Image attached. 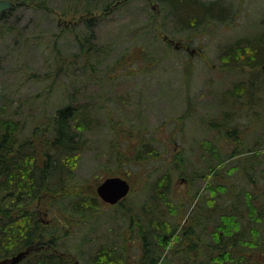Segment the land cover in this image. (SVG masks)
<instances>
[{"label": "rangeland", "instance_id": "obj_1", "mask_svg": "<svg viewBox=\"0 0 264 264\" xmlns=\"http://www.w3.org/2000/svg\"><path fill=\"white\" fill-rule=\"evenodd\" d=\"M190 1L215 4L212 14L221 20L193 30L162 0H47L45 7L18 5L1 23L0 107L31 97L35 103L23 105L26 114L48 122L72 107L74 124L82 122V130L74 127L82 151L62 167L66 188L53 196L47 191L37 208L51 234L56 220L67 224L46 247L69 264H95L98 249L124 238L128 258L138 254L127 211L153 208V190L143 184L164 175L172 178L171 192L160 210L173 229L164 260L180 263L167 250L177 246L185 226L198 244L210 243L218 211L231 205L240 219L231 230L239 228L249 243L242 254L252 263L264 260V70L243 65V57H223L230 46L248 48L264 36V0ZM234 127L239 130L226 135ZM215 166L223 168L211 178ZM113 176L131 184L118 206L96 194L97 185ZM78 193L102 203L94 219L71 211L69 195ZM198 254L203 259L207 253ZM34 256L28 251L15 264Z\"/></svg>", "mask_w": 264, "mask_h": 264}, {"label": "trees", "instance_id": "obj_2", "mask_svg": "<svg viewBox=\"0 0 264 264\" xmlns=\"http://www.w3.org/2000/svg\"><path fill=\"white\" fill-rule=\"evenodd\" d=\"M10 1L15 4L14 7L27 4H32L34 7L47 5V0ZM162 1L168 6H173L175 16L181 17L182 19L179 18V20L182 24L193 30L197 29L201 22L221 20V17H215L212 14L211 9L215 8L213 3L205 5L204 8L199 2L190 0ZM97 8L103 10L106 7ZM86 12H90V9ZM8 15H10L9 10L0 13V27L3 26L1 29H5V24L1 23ZM236 46H230L226 50L224 59L242 61L243 65L249 64L252 68L264 67V36L249 42L248 48H239L240 44ZM240 57L243 59L239 61ZM34 78L37 76L28 75L26 79L38 80ZM22 85L23 83L18 85L16 92L13 89L10 90L9 95L15 97ZM17 99L19 103L21 98L17 97ZM29 102L35 103L31 97L23 101L24 104ZM23 105L12 103L11 99V102L0 107V259H3L0 263L8 260L7 257L10 255L26 248L35 254L31 259L29 258L27 264H33V262L34 264H69L61 258V255H55L46 247L52 242L55 243V234L59 230L68 229L67 224H63L58 218L59 220L55 221L56 227L52 225L51 234L42 227L37 208L40 207L39 202L47 197V191H50V196H53L54 193L63 190L60 188H66L67 185H63L62 167L68 164L73 165L82 151L84 143L80 140L79 132L74 130V127H80L82 130V122L79 125L74 124L76 112L72 107L57 110L51 121L47 122V116L38 118L29 113L26 114ZM236 129L239 130L236 127L228 129L226 135L231 137ZM142 154L137 152L135 157L139 158ZM140 158L143 159V157ZM222 168V166L212 167L208 176L216 178ZM146 181L143 186L147 189L150 186V190H153L150 194L153 208L151 205L139 209L131 206L132 208L127 211L130 218L127 229L134 233L139 243L138 254L128 258L129 247L126 246L130 244L129 239L124 238L120 244L107 245L98 249L95 253V264H174L171 262L172 259L164 260L163 258V253L173 235V229L168 230L171 227L166 223V215H163V211L160 210V202L168 205L172 178L164 175L163 178ZM221 191L225 192L223 189ZM69 197H71V211L85 218L94 219L95 210L102 206V203L91 195L85 197L78 193L70 194ZM84 203L85 206H83ZM230 207L232 205L219 210V214L217 212L218 216L220 215V224L211 232L210 243L198 244L199 240L194 237L195 233L191 232L189 226H185L180 229L175 238L174 243L177 246L169 248L167 252L173 253L174 257L180 259L178 264H264V260L262 262L257 258L252 263L249 257L242 254L245 251L244 246L249 243L243 242L244 236L239 228L231 230L234 219L236 218L237 221L240 219L235 210L237 206ZM29 209L32 210L31 213H28ZM262 220L263 217H260L259 222ZM226 222L228 224H225ZM69 233L70 237L74 236V233ZM262 236L264 239V234ZM198 251L207 254L200 259Z\"/></svg>", "mask_w": 264, "mask_h": 264}, {"label": "water", "instance_id": "obj_3", "mask_svg": "<svg viewBox=\"0 0 264 264\" xmlns=\"http://www.w3.org/2000/svg\"><path fill=\"white\" fill-rule=\"evenodd\" d=\"M14 6L15 4L10 0H0V13L10 10L14 8ZM262 69L264 70V67H262ZM130 190L131 185L126 179L119 176H113L105 178L97 185L96 194L102 202L108 205H116L128 196ZM27 254V250L19 252L17 255L12 257L10 263H17L18 261L22 260ZM6 262H8V260H4L0 264Z\"/></svg>", "mask_w": 264, "mask_h": 264}]
</instances>
